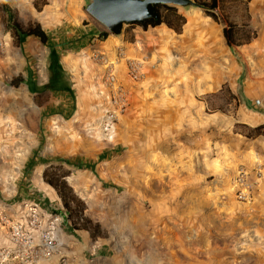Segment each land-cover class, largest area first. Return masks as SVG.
Returning a JSON list of instances; mask_svg holds the SVG:
<instances>
[{"label":"rangeland","instance_id":"374dc122","mask_svg":"<svg viewBox=\"0 0 264 264\" xmlns=\"http://www.w3.org/2000/svg\"><path fill=\"white\" fill-rule=\"evenodd\" d=\"M86 4L0 0V264H264V135L244 136V126H264V0H223L217 23L176 7L180 34L127 24L120 36ZM35 23L48 45L19 43L11 26ZM227 24L256 37L229 48ZM52 45L70 92L47 87ZM48 166L69 171L87 224L64 216L42 178ZM32 210L64 217L58 252L6 257L11 225ZM64 227L88 233L83 252L66 243Z\"/></svg>","mask_w":264,"mask_h":264},{"label":"trees","instance_id":"16d2710c","mask_svg":"<svg viewBox=\"0 0 264 264\" xmlns=\"http://www.w3.org/2000/svg\"><path fill=\"white\" fill-rule=\"evenodd\" d=\"M198 4L203 10L204 14L209 17L212 21L217 23L216 10L221 8V3L223 0H193ZM157 19H149L144 23H130L128 26L138 25L142 29L146 30L148 27L155 28L162 24L167 26L169 29L173 30L175 33L180 34L182 27L185 25L186 20L183 15H181L177 8L169 5H159L157 7ZM13 32L16 36V39L19 43L23 42L27 37L37 38L41 44L48 45L51 40L50 33L43 30V28L35 23L23 29L19 24H13L11 26ZM103 35H108L104 33ZM222 36L225 40L226 45L229 48L233 46H240L250 42V40L256 37L254 30L245 27V26H236L234 24H227L222 27ZM65 49L68 48V44H60ZM55 45L50 46L49 53V63H48V72H49V82L48 86L52 90H61L70 92L69 88L65 87L62 79V68L58 61V53L55 49ZM241 79V77H240ZM23 82L21 76L15 78L12 83L13 85L18 86ZM221 92V91H220ZM229 100L235 101L236 105L244 103L247 106V101L244 100L241 94L235 95L228 87L224 89ZM217 94L207 95V99L216 97ZM208 106L209 102H207ZM212 110L217 111L220 108H212ZM246 132L244 136L249 139H254L258 136L264 135V126L258 125L254 127L244 126ZM69 176V171H64L61 167L48 166L44 169L42 173V178L46 184L52 187L58 194L62 207L66 210V218L75 221L82 222L87 224V220L84 219L83 211L84 204L73 194L72 189L68 186L65 178ZM89 231V228H86Z\"/></svg>","mask_w":264,"mask_h":264},{"label":"built area","instance_id":"2783aa9c","mask_svg":"<svg viewBox=\"0 0 264 264\" xmlns=\"http://www.w3.org/2000/svg\"><path fill=\"white\" fill-rule=\"evenodd\" d=\"M138 65L130 64L129 76L132 79L137 78ZM107 83L115 90V77L111 74L107 76ZM107 124L106 131L110 132ZM66 217V214L64 215ZM64 217L54 216L45 221L36 210L28 214L27 223L15 222L11 225L12 250H8L5 256L17 253L22 260L33 262L35 258L50 259L61 245L58 242V236ZM59 264H68L65 258H62Z\"/></svg>","mask_w":264,"mask_h":264},{"label":"water","instance_id":"95a60500","mask_svg":"<svg viewBox=\"0 0 264 264\" xmlns=\"http://www.w3.org/2000/svg\"><path fill=\"white\" fill-rule=\"evenodd\" d=\"M85 11L110 34L120 36L124 25L157 19V7H201L193 0H84Z\"/></svg>","mask_w":264,"mask_h":264},{"label":"crops","instance_id":"0c3cea01","mask_svg":"<svg viewBox=\"0 0 264 264\" xmlns=\"http://www.w3.org/2000/svg\"><path fill=\"white\" fill-rule=\"evenodd\" d=\"M182 15V14H181ZM138 27V25H132ZM64 232L65 236H63L66 240V243L73 247L74 250L84 251V245L86 244V240L88 237V233L84 230H72L64 227L62 233ZM62 236V234H61ZM62 237V238H63ZM84 247V248H83ZM73 252V251H71Z\"/></svg>","mask_w":264,"mask_h":264}]
</instances>
